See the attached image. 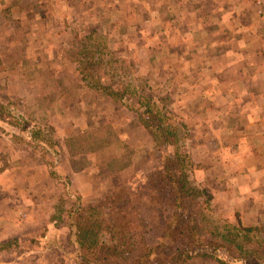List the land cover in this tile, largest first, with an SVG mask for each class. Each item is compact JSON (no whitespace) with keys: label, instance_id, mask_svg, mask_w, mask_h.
Masks as SVG:
<instances>
[{"label":"rangeland","instance_id":"obj_1","mask_svg":"<svg viewBox=\"0 0 264 264\" xmlns=\"http://www.w3.org/2000/svg\"><path fill=\"white\" fill-rule=\"evenodd\" d=\"M129 1L131 3L128 0H0V25L7 24L9 30L16 32L13 36L16 42L11 45L5 43L10 42L8 31L2 29V37L0 33V41L5 40L4 48H7L4 53L15 55L12 58H0V102L9 106L14 115H19L18 122L22 124L15 126L8 119L0 120V164L3 167L11 166L12 179H18V191L21 192L13 195L12 200L5 197L8 194H3L0 186V245L8 243L5 245L7 252L1 253L0 250V264H59L56 260L60 257L59 252L47 250L53 249L50 246L56 242H66V236L70 239L71 233L66 226L62 232V224L69 222L65 213L61 220L52 218L56 207L67 197L69 188L71 198L66 204H73L82 195V190L79 193L67 184H72L71 167H80V148L94 162L98 177L103 179L107 176L105 183L110 184L101 188L100 195L95 199L101 200L110 193L118 196L129 192L140 208L143 222L151 227L152 232L147 238L150 243L160 239L163 227L159 217L161 209L164 215L170 213L167 206L161 205L152 196L149 182L151 172L164 169L166 161L173 156L178 146L163 144L158 147L147 129L148 134L145 130L143 133L137 130L140 125L138 115L129 108L115 106L109 99L85 86L80 79L78 62L73 60L85 36L94 31L95 35L103 37L111 55L122 60L132 78L137 75L134 85L138 86L142 82L146 84L141 91L142 96L150 101V107L165 114L163 117H170L168 125L171 128L177 126L179 135L188 137L180 140L179 148L189 157L190 153H194L193 147L199 148L206 141L211 146L209 140L190 138V129L195 127L196 114L212 112V116L220 118L221 108L211 104L220 97L221 92H217V97L213 95L211 101L204 91H197L196 85L205 82V75L187 74L185 68L188 60L167 55L169 51L176 53L183 50L184 45L188 44L166 43L162 39L177 38L174 36V30H178L176 25L191 20L199 25L205 19L213 25L219 20H229L230 23L237 19L248 25L239 31L240 35H248L255 41H260L257 39L261 37L264 41V0H205L204 3L181 0L182 11L172 6L170 10H159L165 4L163 0ZM196 4L200 7L205 4L204 17L200 8L193 10ZM220 4L224 9H218ZM164 25L166 27L162 29ZM160 33L164 35L160 37ZM253 45L256 50L258 45ZM258 53H261V58ZM258 53H253L252 59H248L254 71L252 75H257V78L264 68V64H261L262 61L264 63V44L259 46ZM244 66L242 62L241 69ZM197 67H200V63ZM232 77V74H228L226 79ZM243 77L238 80L241 82V92L244 91V82L250 83L251 79L245 77V80ZM212 79L219 82L220 76H212L207 81L213 82ZM239 97L238 90L223 94V98H228L233 104L225 113L230 118L229 134H232V128L238 126L239 131L250 136L240 148L241 154L237 153L239 148L228 155L221 154L218 139L212 138L214 156L213 150L208 154L198 151L197 164H193L190 157V180L192 184L206 190L200 196L201 208L207 220L217 223L220 228L241 227L244 224L264 226V124L263 121L258 122L256 117L264 111V103L255 102L254 106L253 100H248L247 96L243 104L236 106L235 100ZM248 114L255 118L251 123L247 122L250 118L246 117ZM237 119L248 120L236 124ZM221 125V122L215 123V129L220 127V130ZM18 126L26 127L27 130L20 131ZM34 128L40 129L54 143L52 150L44 149L43 159L31 151L37 144L30 133ZM202 130H207L206 126L203 125ZM12 135L33 142L27 146L26 141H13ZM150 140V148H145ZM228 142L231 144L230 139ZM246 150H252L254 155L245 153ZM46 160H51V165ZM72 161H75L73 165ZM146 164L156 169L144 177V172L135 168ZM124 166L127 170L123 173L117 170L116 176L108 178L110 174L113 175L112 171ZM245 175L246 179L243 178ZM42 180L48 184L45 186L48 187L45 188L46 193L41 187L31 185ZM255 180L259 182V187L249 188ZM142 182L143 187L137 189ZM128 183H132L133 186L129 187L133 191L128 188ZM240 184L249 188L244 196L239 192ZM223 191H228V195L223 197ZM91 200L86 198L85 202ZM29 236L42 239L40 242L43 244L37 247L39 249L34 244L35 240L12 241ZM22 250L26 252L20 254ZM71 252L75 254V249ZM218 253L221 258L231 260L227 250ZM189 264L222 263L201 258Z\"/></svg>","mask_w":264,"mask_h":264},{"label":"trees","instance_id":"obj_2","mask_svg":"<svg viewBox=\"0 0 264 264\" xmlns=\"http://www.w3.org/2000/svg\"><path fill=\"white\" fill-rule=\"evenodd\" d=\"M95 34L92 31L85 36L80 50L73 55L85 86L109 99L115 106L129 108L138 115L140 124L150 132L158 147L171 144L178 148L168 158L164 169L150 174V193L170 210L168 215H164L161 209L159 217L163 227L156 243L147 240L151 227L143 222L140 208L129 192L118 196L110 193L101 200L92 199L90 202L82 200L80 195L70 205L66 204L71 198L70 188L67 190V197L56 207L52 219L61 220L64 213L67 215L70 242L75 246L78 262L189 264L195 259L208 258L222 264H264V226L244 224L241 227L220 228L217 223L207 220L200 203V196L206 190L192 184L190 157L179 148L180 140L188 137L180 136L177 126L171 128L168 125L169 116L163 117L165 114L150 107V101L141 94L146 84L134 85L136 73V77L132 78L122 60L111 55L104 38ZM3 119H8L15 126L22 125L18 122L19 115H14L9 106L0 102V120ZM18 127L20 131L27 130L26 127ZM35 129L30 133L37 144L29 148L43 159L44 149L52 150L54 143L40 129ZM12 138L15 142L26 141L22 136L12 135ZM33 141L27 140V146ZM46 163L51 165V160H46ZM67 184L72 188L71 183ZM18 240H35L36 248L42 244V239L34 236L14 238L12 241ZM6 244L0 245L1 252L8 250ZM222 250L229 252L231 260L220 257L218 252ZM21 252L24 254L26 250Z\"/></svg>","mask_w":264,"mask_h":264},{"label":"crops","instance_id":"obj_3","mask_svg":"<svg viewBox=\"0 0 264 264\" xmlns=\"http://www.w3.org/2000/svg\"><path fill=\"white\" fill-rule=\"evenodd\" d=\"M133 1H135V0H133ZM196 1H198L197 3H204L205 2V0H196ZM128 2H130V1L128 0ZM193 2H194V0H193ZM163 3H165L164 6L160 7L159 10H170L169 9L170 6H172L177 11L183 10L181 0H163ZM204 5L202 7H200L199 4H196L195 9H193V10H196V8L197 9L200 8V13H202V16H203L204 15V13H203L204 12V8H203ZM221 5L222 4L218 5L219 10L224 9V7H221ZM165 6H167V7H165ZM126 8H128L127 5H126ZM141 8H142L141 11H143V7H141ZM188 10H189V8H188ZM141 18H142V16H141ZM180 19L184 20L185 17H180ZM228 21L229 20H227V21L219 20L216 24L212 25V23L209 24L205 19H203L202 21H200V24L197 25L196 23H193V21L191 20L190 22L176 25V27L178 28L179 31L175 29L174 30V36L177 38L169 37V40H166V41L164 38L162 39V42H166V43H179L178 45L185 44V43L188 44V46L184 45L183 50L181 49V50L177 51L176 53L173 51H169L167 53V55H168V57H170L171 55H174L175 57L183 58L184 60H188V64L186 65V68H185L187 70V72H186L187 74L188 73L189 74H191V73L192 74L202 73L205 75V82H203V84L196 85L197 91H200V92L204 91L207 95L206 97H208V99H210L211 101L214 99V96L215 97L218 96V94H217L218 91L221 92L220 97L218 99L215 98V101L212 102V104H211V106L214 105L215 107L219 106L221 108L222 112H221L220 118L218 116H212V115H214V114H212V112H211V114H210V112H208V114H205V115L196 114L199 118L194 117V124H195L194 126L195 127L194 128L192 127V129H190V131H192V132H190L189 137L193 138V139L199 138V139L209 140L211 142L212 147L208 144L207 141L204 143L203 146H200L202 148H200V147L194 148L193 147L192 151H194V153H190V157L192 159L193 164L194 163L197 164L198 160L196 159L197 158L196 153L198 151H200V152L202 151V153L208 154V153H210V151L213 150L212 155L214 156V154H215L214 149H212L213 148V139H216V138L218 139V142L220 145V153L228 155L230 153H233L235 148H239L237 153L241 154L240 148H242V146L245 144L246 140H248L250 138V136L248 134L246 135L245 133H242V130L239 131V129H237L238 126L236 128H232V134H229L230 131L228 130V128L230 127V125H229L228 120L230 118L225 113H226V111H228L229 107H233V104L230 103L232 101H230L228 98H223V94L227 93L230 90H232V91L238 90L240 97L237 100H235L236 106L243 104L244 99L247 96L249 97L248 100H253L252 104L254 106H256L255 102L264 103V68H262L261 73H258V78H257V75H255V76L252 75L254 71L252 70L251 60L248 61V59H252L253 53H255V55H256V53H258L259 46L261 47V45L264 44V41L261 40V37L257 39L260 41H255V40H252L248 35H247V37H245L244 35H240L239 31L243 30V28L248 26V25L244 24V22L237 21V19H235L234 21H231L230 23ZM166 25H164V27H162V29H165ZM167 27H169V25H167ZM214 28H216L215 32H213ZM252 28H254V27L252 26ZM2 29L8 31V35L10 37V42H7V41L5 42V40H4V42L7 45L8 44L11 45L13 42H16L13 38V36L16 34V32L14 33L12 29L9 30L7 27V24L0 25V33L2 32ZM2 34L3 33H1V37H2ZM197 34H199V37H197ZM163 35L164 34L160 33V37ZM186 35L188 36L187 38H186ZM4 42H3V40L0 41V58H3V57L12 58L13 56H15L13 53H11V56L8 53H4V51H6V49H7V48H4L6 46V44ZM253 44H255V46L258 45L255 48L256 50H254ZM181 47H182V45H181ZM7 52H9V51H7ZM257 55H258V57L261 58V53H258ZM223 59H224V61H222ZM218 61H220V62L218 63ZM214 62H216V63H214ZM242 62L245 63V66L243 67V69H241V67H240L242 65ZM198 63H200L199 68L197 67ZM261 64H264L263 61ZM259 68H261V67H259ZM246 73H248V76H245ZM228 74H232L233 77L230 79H226ZM212 76H217V77L220 76L219 82H215V81H213V79L211 80L213 82L207 81ZM235 76H238V77L235 78ZM242 77L245 80H246L245 77L251 78L250 83L244 82V91L243 92H241L239 90V88H240L239 83H241V82L238 81ZM236 79H237V81H236ZM230 83H233V84H230ZM230 85H231V87H230ZM12 87L13 86H11V89H12ZM190 87L192 90L193 84L190 85ZM249 103H247V106L249 105ZM259 106H261V105H259ZM223 108H224V114H223ZM112 110L117 111L118 109L112 108ZM124 110L130 114V112L127 109H124ZM246 117H250L249 120L247 119L248 121L247 120L244 121L243 119H237L236 124H240L241 121H243V122L247 121L248 123H251L252 121L255 120L254 117L251 118V114L250 115L248 114V116H246ZM256 117H258V122L261 123L263 121V124H264V111L262 113H260L259 115L257 114ZM219 122L222 123L220 130H219L220 127L215 129V127H217V126H215V123H219ZM203 125L206 126V128H207V130H204V132L202 130ZM137 130L138 131L140 130V132L145 130L144 132H146L148 134L146 129L141 124L139 125ZM227 130H228V132H227ZM224 131H225V133H224ZM259 132L261 133L262 130L260 129ZM262 133H264V132H262ZM128 137H131V136L128 134ZM148 139H150L149 136H148ZM228 139L231 140V144H230V142H228ZM151 143H152V140H150V142L145 144V148H150ZM1 150L2 149L0 148V151ZM83 151L84 150H82L80 148V167L79 168H77L76 166L71 167V170H73V173L71 172V174H70L72 177L71 178L72 179V185H73V188L77 192L80 193V190L83 191L82 196H83L84 200L86 198L95 199L96 197H98L100 195V193L102 191L100 189L103 188L104 186L108 187V186H110V184L105 183L108 180V179H105L107 176L104 177L103 179L101 177L100 178L98 177L96 170L94 168V165H93L94 162H92L91 158L87 156L88 155L87 152L83 153ZM245 153L252 155L253 152H252V150H248V152L246 150ZM253 155H254V153H253ZM74 163H75V161H72L71 164L73 165ZM131 167L133 170L134 169L133 166H129L128 168H131ZM122 169H124V170H122ZM153 169H156V168H153L152 166L147 165V164L144 166H141L140 168H135V170H139V171L141 170L142 172H144V177H146L147 173H150ZM117 170H121L119 172L123 173L125 170H127V168L125 169V166H124L123 168L120 167V169L114 170V172L112 171L113 175L110 174V176L108 178H111V176L112 177L116 176L118 174ZM12 172H13V170H12L11 166L7 165V166L3 167V165L0 164V186H2V191H4L3 194H8V196L5 195V197H9L10 199L13 197V195L21 193L18 191L20 188L18 179H16V180L12 179ZM249 172H253V170H249ZM13 177L15 178V175ZM90 177H91V179H90ZM246 177H247L246 175L243 176L244 179H246ZM143 183L144 182H142L137 189H139L141 186L143 187ZM31 185L41 187V190L43 191V193H46L47 190H45V188H48V187H45L48 185L46 183V180H42L41 182H39V181L33 182V184H31ZM252 185L253 186H251L249 188H252L254 186L259 187L258 185H260V184L257 180H255ZM261 185H262V181H261ZM127 186L129 189H131L133 191L132 187H129V186H133L132 183H128ZM249 188H247L245 186V184H240V189H241L239 191L240 194L242 193V195L244 196L248 191L247 189H249ZM228 193H229L228 191H223L222 192L223 197L225 194L228 195ZM12 200H13V198H12ZM25 201L29 205V202L27 201V199H25ZM10 202H11V200H10ZM29 215H31V214H29ZM44 217H46V216L44 215ZM48 218H49V216H48ZM62 225H63L62 226V232L63 233L65 230V226H66L67 231L69 230V228H67L68 227L67 224H62ZM69 233H70V230H69ZM60 235H61V233L59 234V236ZM60 238H62V237L60 236ZM66 239L68 242L67 241L66 242H62V241L56 242V243H54L53 246H50V248H53V249H49L47 251L54 250V251L59 252L60 257L57 256L58 259L56 258V260L58 261L57 263H59V264H80L78 262L77 257H76V253L74 254L73 252H71L75 249V246L70 242V239L68 238V236H66ZM71 246H72V248H71ZM5 251L7 252V250H5ZM1 253H4V251ZM54 263H56V261H54Z\"/></svg>","mask_w":264,"mask_h":264}]
</instances>
